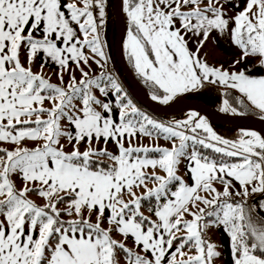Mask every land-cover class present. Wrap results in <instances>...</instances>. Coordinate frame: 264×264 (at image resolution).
Masks as SVG:
<instances>
[{
  "label": "snow or ice",
  "instance_id": "snow-or-ice-1",
  "mask_svg": "<svg viewBox=\"0 0 264 264\" xmlns=\"http://www.w3.org/2000/svg\"><path fill=\"white\" fill-rule=\"evenodd\" d=\"M114 23L264 122V0H0V264H264V132Z\"/></svg>",
  "mask_w": 264,
  "mask_h": 264
},
{
  "label": "water",
  "instance_id": "water-1",
  "mask_svg": "<svg viewBox=\"0 0 264 264\" xmlns=\"http://www.w3.org/2000/svg\"><path fill=\"white\" fill-rule=\"evenodd\" d=\"M117 0H113V5H115ZM113 19L115 21V15L113 14ZM115 30L117 31V35L114 40L113 45V52L117 63L121 70L123 71L124 75L126 76L127 80L132 84L134 89L138 92L139 97L141 98V102L147 106L152 112L156 113L157 115L163 116L169 114L174 109H187L183 107V104H191L195 108V110L200 111L201 114L208 117L210 123L216 125H233L237 123H248L253 125L257 131L264 132V122L260 121L257 117L252 115H245V116H233L231 114H224L213 112L205 104L195 100H186L180 106H175L172 109H167L166 106H157L156 102L151 101L150 98L147 96V90L143 88V85L140 84L135 77L131 74L130 70L127 69V62L123 59L118 47H117V36L119 33L118 26L114 23Z\"/></svg>",
  "mask_w": 264,
  "mask_h": 264
},
{
  "label": "trees",
  "instance_id": "trees-1",
  "mask_svg": "<svg viewBox=\"0 0 264 264\" xmlns=\"http://www.w3.org/2000/svg\"><path fill=\"white\" fill-rule=\"evenodd\" d=\"M112 4H113V0H111ZM117 35V31L115 30L114 32V37H113V45H114V40H115V37ZM113 55V62L115 64V67L119 70H121V68L119 67L118 63H117V60L115 58V55H114V52L112 53ZM122 71V70H121ZM124 74V73H123ZM124 77L126 78V76L124 75ZM127 80V78H126ZM126 87H128L129 91H130V94L132 95L133 99L135 102H138L140 103L143 107L147 108V106H145L144 103L141 102V98L139 97V94L138 92L134 89V87L132 86V84L127 80V84H126ZM188 100H195V101H199V102H202L203 104L206 105V107H208L210 110H212L213 112H218V101L214 98L213 95H210V94H202L198 97H195V98H189ZM148 109V108H147ZM148 111L152 112L150 109H148ZM153 114L157 115L156 113L152 112ZM160 116V115H158ZM166 115H163V116H160L162 118H165ZM212 124V123H211ZM212 126L214 127V129L221 133V134H224V135H227V136H231L233 134V132L235 131L234 129L232 128H229L225 125H216V124H212Z\"/></svg>",
  "mask_w": 264,
  "mask_h": 264
},
{
  "label": "rangeland",
  "instance_id": "rangeland-1",
  "mask_svg": "<svg viewBox=\"0 0 264 264\" xmlns=\"http://www.w3.org/2000/svg\"><path fill=\"white\" fill-rule=\"evenodd\" d=\"M113 36H114V35H112V34L109 35V43H110V45L112 44L111 42H112V38H113ZM209 45H210V44H209ZM110 49H111V47H110ZM110 49H109V55H111V56L113 57V55L111 54ZM113 65L115 66L114 62H113ZM111 66H112V65H110V67H111ZM53 79H54V77H53ZM181 110L184 111V112L187 111V109H174V110H172L169 114H167V115L165 116V118H170V117H172V116H176L177 118H179V116H180V111H181ZM227 127L232 128V129H234V130H236L238 127H251V128H253L254 130H256V128H255L253 125L248 124V123H237V124H233V125H228ZM145 142H147V140H145ZM160 143L163 144V143H165V142L163 141V139H161V140H160ZM211 235H212V239H213V240H218V239L220 238L215 232L211 233Z\"/></svg>",
  "mask_w": 264,
  "mask_h": 264
},
{
  "label": "crops",
  "instance_id": "crops-1",
  "mask_svg": "<svg viewBox=\"0 0 264 264\" xmlns=\"http://www.w3.org/2000/svg\"><path fill=\"white\" fill-rule=\"evenodd\" d=\"M112 19H113V16H112ZM113 21H114V19H113ZM114 32H115V26L113 24V31L110 32V34L114 35ZM111 43L112 44H111L110 51L112 54L113 53V38H112ZM207 51L209 53V56H208L209 62H211L213 59H216V60H226L227 59V51L222 52L220 49L213 47L211 44L207 46ZM48 71H51V69H48Z\"/></svg>",
  "mask_w": 264,
  "mask_h": 264
}]
</instances>
